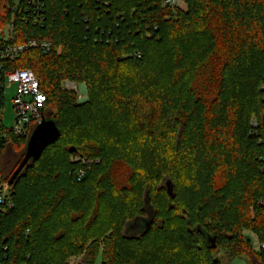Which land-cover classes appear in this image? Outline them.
<instances>
[{
    "label": "trees",
    "instance_id": "obj_1",
    "mask_svg": "<svg viewBox=\"0 0 264 264\" xmlns=\"http://www.w3.org/2000/svg\"><path fill=\"white\" fill-rule=\"evenodd\" d=\"M183 1L44 0L36 22L27 0H0L12 44L53 45L5 68L34 72L61 131L11 186L29 138L0 142L12 200L1 263L223 264V250L264 264L245 236L264 244V0ZM65 81L85 85L88 102ZM146 218L149 229L125 234Z\"/></svg>",
    "mask_w": 264,
    "mask_h": 264
},
{
    "label": "built area",
    "instance_id": "obj_2",
    "mask_svg": "<svg viewBox=\"0 0 264 264\" xmlns=\"http://www.w3.org/2000/svg\"><path fill=\"white\" fill-rule=\"evenodd\" d=\"M28 5L35 9L37 15L35 21H41L40 12L44 8V0H27ZM164 6L173 9L185 11L187 4L183 0H162ZM28 8V7H27ZM14 26L10 24L0 40V112L3 108V92L7 84L16 83L17 93L13 99L14 109L16 111V124L10 130H4L3 123L0 121V142H7L9 136L15 138H29L35 126L40 123L44 116V110L47 103V96L42 92L40 83L32 70L15 69L8 71L5 68L7 62H12L21 54L29 49L41 50L43 53H49L52 50V43L47 40L30 39L21 45H14ZM6 33V34H5ZM79 86L75 82L65 81L63 88L70 91H78ZM0 176V219L12 208V200L9 191ZM260 248H264L261 244ZM0 264H4L3 262Z\"/></svg>",
    "mask_w": 264,
    "mask_h": 264
},
{
    "label": "water",
    "instance_id": "obj_3",
    "mask_svg": "<svg viewBox=\"0 0 264 264\" xmlns=\"http://www.w3.org/2000/svg\"><path fill=\"white\" fill-rule=\"evenodd\" d=\"M61 137V131L57 126V123L54 119L47 118L43 116V119L40 123H38L31 136L28 139L27 146L24 153V158L22 162L19 164L17 169L15 170L13 176L8 182V185L11 186L15 180V178L22 172V170L26 167L29 162H34L38 160L44 150L54 143H56ZM71 152H75L76 149L72 147ZM165 189L167 190L169 196L174 197V187L170 180H168L165 185ZM152 222L149 218L137 220L130 223L127 227L130 231H135L139 233L145 232V230L149 229ZM207 242L212 249L217 247L216 237L208 236ZM79 264H87L85 261L80 262Z\"/></svg>",
    "mask_w": 264,
    "mask_h": 264
},
{
    "label": "rangeland",
    "instance_id": "obj_4",
    "mask_svg": "<svg viewBox=\"0 0 264 264\" xmlns=\"http://www.w3.org/2000/svg\"><path fill=\"white\" fill-rule=\"evenodd\" d=\"M20 1L21 0H14L15 5L18 6L20 4ZM6 29H7V27H6ZM5 30H4V32H5ZM0 34L4 35V33H2V32H0ZM16 93H17V84L16 83L7 84L5 87V90L3 92V108H2V112H0V121H2L3 126L7 130L12 129L16 124V111L14 109V104H13V99H14ZM76 93L79 96V103L84 104V103L88 102V92H87V88L85 85H80L79 89ZM69 142H73V137L65 139V141H64L65 144H67ZM6 189L9 191L8 186H6ZM155 197L158 200L159 208H161V211L163 212L164 209H166V205L164 204L165 202L162 198L163 196L160 194H157V192H156ZM125 234L127 236H137L140 233H139V231L135 232V231H130L129 229H126ZM245 236L251 238V241H252L256 250L260 249L261 243H260L259 239L254 234H252L249 231H245ZM164 248L166 249V252L169 254L175 250L173 245L170 242L169 243L167 242V244L165 245ZM214 257L218 258L223 264H249L248 260L245 257L228 259L223 250L216 251L214 253ZM82 260H83V258L80 256L72 257L69 260V264H79L80 262H82ZM96 264H101V258H99L97 260ZM190 264H191V262H190Z\"/></svg>",
    "mask_w": 264,
    "mask_h": 264
}]
</instances>
